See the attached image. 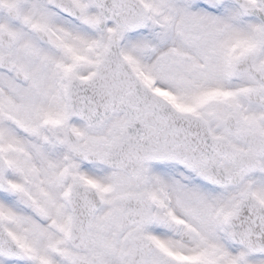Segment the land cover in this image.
Masks as SVG:
<instances>
[{
	"label": "snow or ice",
	"instance_id": "6c2138e0",
	"mask_svg": "<svg viewBox=\"0 0 264 264\" xmlns=\"http://www.w3.org/2000/svg\"><path fill=\"white\" fill-rule=\"evenodd\" d=\"M0 264H264V0H0Z\"/></svg>",
	"mask_w": 264,
	"mask_h": 264
}]
</instances>
